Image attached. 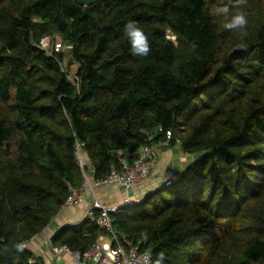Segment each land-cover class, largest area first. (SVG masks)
<instances>
[{
  "label": "trees",
  "instance_id": "trees-1",
  "mask_svg": "<svg viewBox=\"0 0 264 264\" xmlns=\"http://www.w3.org/2000/svg\"><path fill=\"white\" fill-rule=\"evenodd\" d=\"M235 12L243 34L223 27ZM44 36L67 48L47 54ZM167 130L193 159L111 214L117 238L151 264H264V0H0V264H43L23 245L82 185L76 140L102 179ZM102 234L83 218L50 242L85 251Z\"/></svg>",
  "mask_w": 264,
  "mask_h": 264
},
{
  "label": "built area",
  "instance_id": "built-area-1",
  "mask_svg": "<svg viewBox=\"0 0 264 264\" xmlns=\"http://www.w3.org/2000/svg\"><path fill=\"white\" fill-rule=\"evenodd\" d=\"M38 47L49 55L59 53L67 48L62 42L54 41L51 36H44L41 38ZM69 77L76 78L73 74L69 75ZM158 130L161 131L162 129L159 127ZM171 135L172 132L167 130L164 135L165 139L159 140L156 144L142 145L132 153H125L119 160V167L112 169L108 175L102 179L94 178V169L92 165L89 166L85 161V152L83 150L84 143L76 140L74 143L73 156L80 169L83 183L79 188L68 186L69 195L62 209L82 203L83 198L81 190L83 186L86 185H88L89 189H91L93 185L98 186L102 184H115L124 188H129L142 183L148 176L150 169L156 163L159 149L167 145ZM90 175L93 176V185L88 183ZM172 181L173 179L170 178L166 180L163 185L168 186ZM142 199L143 197L132 199L126 196L118 205H105L98 200H94L93 203L85 209L84 218L105 230L109 234L112 244H104L96 241L85 251L71 250L66 245H51L53 256L66 253L70 256L73 264H151V257L147 251H142L139 246L132 245L125 240L121 241L117 238L113 231L111 221V214L116 213L120 208L138 204ZM43 264L56 263L53 258H51L48 262H43Z\"/></svg>",
  "mask_w": 264,
  "mask_h": 264
},
{
  "label": "crops",
  "instance_id": "crops-1",
  "mask_svg": "<svg viewBox=\"0 0 264 264\" xmlns=\"http://www.w3.org/2000/svg\"><path fill=\"white\" fill-rule=\"evenodd\" d=\"M156 163L150 169L145 180L129 188H124L115 184L93 185V176L90 175L89 184L93 185L89 189L88 185L83 186L81 190L82 203L68 206L59 211L53 221L43 229L39 234L28 240L24 247L32 252L42 262H48L53 258L56 264H73L70 256L61 253L53 256L51 252L50 238L53 233L64 224H76L83 220L85 209L90 206L94 200L105 205H118L126 196L135 199L144 197L155 189L162 187L168 179L176 180L181 171L188 166L193 156L182 152L179 144L167 145L161 147L158 151ZM85 161L90 166L91 163L85 154ZM97 241L104 244H112L109 235L102 234ZM90 264V263H89Z\"/></svg>",
  "mask_w": 264,
  "mask_h": 264
},
{
  "label": "clouds",
  "instance_id": "clouds-1",
  "mask_svg": "<svg viewBox=\"0 0 264 264\" xmlns=\"http://www.w3.org/2000/svg\"><path fill=\"white\" fill-rule=\"evenodd\" d=\"M229 9L223 7L219 9L220 15H227ZM248 18L242 12L231 14L228 21L223 25L226 30L243 34L248 26ZM123 34L131 46L132 53L136 56L146 57L149 55L150 47L148 37L144 30L134 20L128 21L123 26Z\"/></svg>",
  "mask_w": 264,
  "mask_h": 264
},
{
  "label": "water",
  "instance_id": "water-1",
  "mask_svg": "<svg viewBox=\"0 0 264 264\" xmlns=\"http://www.w3.org/2000/svg\"><path fill=\"white\" fill-rule=\"evenodd\" d=\"M84 5H90L92 3H95L97 0H79Z\"/></svg>",
  "mask_w": 264,
  "mask_h": 264
}]
</instances>
